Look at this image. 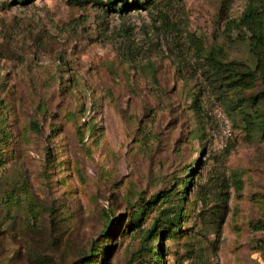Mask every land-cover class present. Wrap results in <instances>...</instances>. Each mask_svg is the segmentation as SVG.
<instances>
[{"label": "rangeland", "instance_id": "obj_1", "mask_svg": "<svg viewBox=\"0 0 264 264\" xmlns=\"http://www.w3.org/2000/svg\"><path fill=\"white\" fill-rule=\"evenodd\" d=\"M122 1L0 0V264H264L263 0Z\"/></svg>", "mask_w": 264, "mask_h": 264}, {"label": "trees", "instance_id": "obj_2", "mask_svg": "<svg viewBox=\"0 0 264 264\" xmlns=\"http://www.w3.org/2000/svg\"><path fill=\"white\" fill-rule=\"evenodd\" d=\"M119 1L118 8L125 6V2L122 0H112ZM238 25L242 27L246 32H248V47L251 55L254 57V68L253 70L242 69L237 63L233 62H222L218 60L215 56L210 55L208 57V65L212 74L218 77L235 76L237 81L242 83H249L256 73L264 76V0L259 7L248 6L238 20ZM264 124V118L262 120ZM184 184L185 182L182 181ZM110 222V218L108 219ZM108 225L102 229V235L107 234ZM157 223L153 222L149 227L148 234L155 232ZM97 251V244L92 243L90 247L91 254ZM88 262L90 260H87ZM86 261V262H87Z\"/></svg>", "mask_w": 264, "mask_h": 264}]
</instances>
